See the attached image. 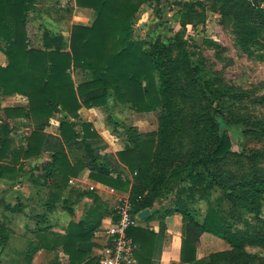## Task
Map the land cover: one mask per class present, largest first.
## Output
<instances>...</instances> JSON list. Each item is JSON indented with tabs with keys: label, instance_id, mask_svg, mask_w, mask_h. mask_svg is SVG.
Returning <instances> with one entry per match:
<instances>
[{
	"label": "trees",
	"instance_id": "16d2710c",
	"mask_svg": "<svg viewBox=\"0 0 264 264\" xmlns=\"http://www.w3.org/2000/svg\"><path fill=\"white\" fill-rule=\"evenodd\" d=\"M37 1L0 0V52L7 59L6 65L0 67V94L27 99L24 107L0 105V112L5 120L26 119L36 124L24 138L25 145L14 153L10 151L13 140L9 136L13 127L7 121L0 126V177L15 179L23 171L33 178L36 167L31 163L26 166L24 162L37 160L46 153L48 160L37 177L49 181L47 187L57 193L68 190L70 180L87 170L90 180L128 194L132 214L139 215L145 209L150 212L139 222L158 221L159 225L157 232L139 225L129 229L128 235L137 245L135 264H159L165 219L176 215L182 221L179 264H204L197 258L196 247L203 234L217 237L231 248L212 254L211 258L237 257L245 245H263L264 236L259 228L248 223L249 226L238 229L233 218L225 217L210 198L212 188L217 187L231 209L244 204L247 212L258 218L264 203V176L254 174L243 184L230 185L217 181L211 174L207 182L208 176L197 170L199 167L206 170L208 164L226 154L244 131L224 120L220 104L214 105L215 101L219 102L218 96L207 89L201 67L180 41L176 37H164L167 44L178 46L177 61L188 66L213 104L207 114L215 131L209 153L182 160L174 152L176 113L172 95L176 77L163 58V45L156 43L148 49L132 39L135 15L148 1L74 0L78 8L93 11L92 22L74 25L68 45L60 35L45 32L42 49L29 45L26 32L28 15ZM223 2L224 5L235 2V18L244 30L264 27V0ZM156 16L160 19V11L156 10ZM72 70L85 73V80L76 85ZM189 89L197 94L186 83L181 90L182 98L195 100ZM109 99L139 114L160 111L155 133L146 136L135 127H127L128 145L113 157L99 153L105 143L92 124L78 121L82 108L106 107ZM59 113L64 116L58 135L46 133L45 127ZM11 155L13 161L5 163ZM124 168L131 173V179L125 175ZM79 192L94 199L98 206L90 208L84 219L68 223L64 233L52 231L49 224L39 226L35 231L37 250L59 251L67 257V264H98L94 236L106 211H102L101 201L93 191ZM168 194H172L170 202L162 204ZM57 195L46 206L51 207L58 200ZM198 201L208 202L201 221L196 217L199 210L193 205ZM5 208L9 207L5 205ZM109 214L113 216L114 210ZM41 217L46 222V215ZM5 242L4 239L1 244ZM26 256L25 264H30L29 254Z\"/></svg>",
	"mask_w": 264,
	"mask_h": 264
},
{
	"label": "rangeland",
	"instance_id": "374dc122",
	"mask_svg": "<svg viewBox=\"0 0 264 264\" xmlns=\"http://www.w3.org/2000/svg\"><path fill=\"white\" fill-rule=\"evenodd\" d=\"M147 1L135 15L132 39L148 49L156 43L163 45V58L176 77L175 91L172 95L176 113L175 154L178 158L186 160L192 156H205L209 153L208 150L215 141V131L207 114L213 104L201 90L188 66L177 61L178 46L167 44L164 37H176L180 41L188 55L201 67L207 89L213 96H218L219 102L215 101L214 105L220 104L224 120L240 126L244 131L226 154L219 156L214 163L208 164L206 170L202 167L197 170L208 176L207 182L210 181L209 174H211L217 181L230 185L243 184L254 174L264 176V27L244 30L235 18L234 10H237L235 2L224 5L223 0ZM34 5L40 20L28 15L26 32L29 45L42 49L40 47L44 44L45 32L64 37L68 45L69 39L60 33L61 19L71 16L75 9L74 0H65L62 4L55 3L54 0H38ZM63 6L68 7L67 13L62 9ZM54 7H58L57 11H53ZM156 10L160 11V19L156 16ZM90 11L91 17H85V22L94 17L93 11ZM71 77L77 85L85 80L86 75L79 70H72ZM186 83L195 89L197 94L189 89L195 100L188 101L182 98L181 90ZM6 97L0 94V105L3 108L22 102L21 98L7 102ZM94 113L92 117L99 121V132L109 141V144L103 145L104 148L102 147L99 153L113 157L115 151H120L128 145L125 132L127 127H135L146 136L155 133L160 111L139 114L128 106L109 99L106 107H94ZM2 115L0 112V126L6 121L14 123L13 130L9 134L13 140L10 151L14 153V150L25 145L23 136L25 131L15 127L16 121L5 120ZM61 119V114H56L44 131L58 133ZM79 119L78 121H83L80 115ZM28 124L30 131L36 127L35 122L29 121ZM47 160L48 158L41 154L37 160L24 162L26 166L31 163V166L36 167L33 178L23 171H20L15 179L0 177V264H25L27 254L30 257V264L63 263L64 258L59 251L37 250L36 229L49 224L52 231L61 232L68 223L84 219L90 208L98 206L94 199L80 195L79 191H92L89 188L82 186L80 189L74 188L57 193L47 187L50 182L37 177L43 172L42 167ZM12 161L13 155L4 160L5 163ZM85 173L87 172L82 171L81 177ZM125 175L132 178L128 170L125 171ZM17 184L19 187L16 186ZM56 194L58 200L51 207L46 206ZM211 195L210 201L213 206L217 207L225 217H232L235 227L243 229L249 223L252 228H259L264 236V203L257 218L247 212L244 204L231 209L219 188H212ZM171 196L172 194L165 195L162 204L170 202ZM99 199L102 211H106L101 223V226H104L112 218L109 213L114 208L115 198ZM5 205L9 208H5ZM193 205L199 210L196 217L201 221L208 202L198 201ZM66 207H71V211ZM41 215H46V222L42 220ZM98 233L99 231L95 232L94 239H101ZM4 239L6 242L2 245ZM196 247L197 258L204 264H245V262L264 264V244L245 245L243 252L237 257L227 255L226 258L220 256L211 258L212 254L227 252L231 248L221 239L203 234ZM94 254L97 255L98 252L94 251Z\"/></svg>",
	"mask_w": 264,
	"mask_h": 264
},
{
	"label": "crops",
	"instance_id": "0c3cea01",
	"mask_svg": "<svg viewBox=\"0 0 264 264\" xmlns=\"http://www.w3.org/2000/svg\"><path fill=\"white\" fill-rule=\"evenodd\" d=\"M44 1H48V0H44ZM65 0H54L55 3H61L64 2ZM58 6V5H57ZM62 6V5H61ZM74 6V10L72 11L73 13L71 14V16L69 17H65L62 18V24H61V30L60 33L64 34L65 38L69 39L70 38V29H72L71 27H73L74 25H89L92 20L88 19V21H84L85 17H91V11L90 10H86V9H82V8H78L77 6ZM58 9V7H56ZM54 7L53 11H57ZM63 10H65V12L67 13L68 7L67 6H63L62 7ZM31 16H33L34 18H36L37 20H40V16L36 13V5H34V10L33 12L30 13ZM79 15H81L82 17H79ZM66 28H68V31H66ZM67 34V35H66ZM64 39V37H63ZM65 41V39H64ZM38 42V40L36 41ZM43 46H41L40 48H42ZM37 48V47H35ZM6 65V59L4 57L3 54L0 53V66H5ZM17 98H21L22 102L20 104L17 105H13L9 106V107H24L27 105V99L21 95H16L14 97H6V101L7 102H11V100H15ZM61 114V118H63V114ZM92 114L94 113V108L92 109H86V108H82L79 111V115L81 116V119H83V121L85 122H89L93 124V128H95V130L97 131V133L99 134L101 140L105 143V144H109V141H107L108 139L105 137V135L101 132H99L98 130V124L99 121L98 119H96L94 116L92 117ZM85 116V117H83ZM16 121L15 127L21 128V130H24V138L29 135L31 133V131L28 129L29 126V121L30 120H26V119H15L14 122ZM54 121V119H53ZM12 124L14 123H10V126H12ZM52 125V122H51ZM46 133H50L52 135H58V133H51L48 130L45 131ZM108 147V146H107ZM68 151V149H67ZM68 153V152H67ZM116 151L114 152L115 155ZM44 156L47 158V154L43 153ZM69 154V153H68ZM105 153H103L104 155ZM122 167V166H121ZM123 169V167H122ZM125 169V168H124ZM127 169H125L126 171ZM87 173H85L83 175V177L78 176L77 178H72L68 190L69 189H74V188H90V187H94V189L92 190L99 198H107V197H112L113 199L119 195V194H126L123 192H119L117 190H113V192L111 191V188L104 186L98 182L92 181L88 178V171L85 170ZM124 171V172H125ZM17 187H19V184L16 185ZM112 199V200H113ZM114 201V200H113ZM112 202V201H111ZM181 218H179L178 216H170L167 217L165 219V240L163 242L162 245V252H161V257H160V261L159 264H179V252H180V243H181ZM139 226L141 227H146L151 229L154 232L158 231V221H151V222H144L141 221L139 222ZM180 226V227H179ZM99 231V230H98ZM60 233H64V230L61 231ZM171 237V238H170ZM94 241L96 242V244L98 245L97 248H95V252H98L99 249V243H100V239H94ZM63 260V263L61 264H67V257L65 255H63L60 252ZM66 258V259H65Z\"/></svg>",
	"mask_w": 264,
	"mask_h": 264
},
{
	"label": "built area",
	"instance_id": "2783aa9c",
	"mask_svg": "<svg viewBox=\"0 0 264 264\" xmlns=\"http://www.w3.org/2000/svg\"><path fill=\"white\" fill-rule=\"evenodd\" d=\"M89 189L93 190L94 187ZM111 191L113 192L112 189ZM113 210L114 215L110 222L98 229L101 236L97 254L98 264H135L137 245L128 235V231L139 225V215L132 214L128 194H119L115 197Z\"/></svg>",
	"mask_w": 264,
	"mask_h": 264
},
{
	"label": "water",
	"instance_id": "95a60500",
	"mask_svg": "<svg viewBox=\"0 0 264 264\" xmlns=\"http://www.w3.org/2000/svg\"><path fill=\"white\" fill-rule=\"evenodd\" d=\"M150 212L149 210L145 209L139 213V219L144 220L149 216Z\"/></svg>",
	"mask_w": 264,
	"mask_h": 264
}]
</instances>
